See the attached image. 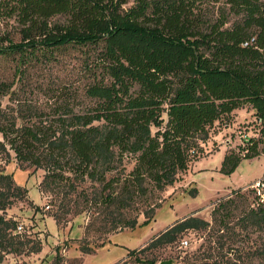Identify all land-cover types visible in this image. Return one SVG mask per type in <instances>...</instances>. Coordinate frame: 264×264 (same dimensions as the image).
Segmentation results:
<instances>
[{
  "label": "trees",
  "instance_id": "16d2710c",
  "mask_svg": "<svg viewBox=\"0 0 264 264\" xmlns=\"http://www.w3.org/2000/svg\"><path fill=\"white\" fill-rule=\"evenodd\" d=\"M69 49L76 71L42 86L30 76ZM0 59L12 63L0 78V155L42 169L37 187L50 203L66 211L78 199L106 231L133 227L138 212L148 220L157 193L235 108L249 110L253 134L223 151L219 171L264 154V0H0ZM260 180V191L233 189L209 220L177 217L113 264H156L143 252L178 243L186 229L208 233L172 264L238 258L226 238L264 232V173ZM25 193L0 167V264L40 249L5 215ZM49 264H61L57 247Z\"/></svg>",
  "mask_w": 264,
  "mask_h": 264
},
{
  "label": "rangeland",
  "instance_id": "374dc122",
  "mask_svg": "<svg viewBox=\"0 0 264 264\" xmlns=\"http://www.w3.org/2000/svg\"><path fill=\"white\" fill-rule=\"evenodd\" d=\"M76 52L69 49L58 56V60L39 68L32 69L30 76L42 86L46 81L54 82L62 75L76 71ZM12 63L9 59H0V78H10ZM5 97L1 98L4 103ZM249 110L244 106L233 109L231 119L224 124L215 126V131L203 145V153L180 173L179 177L157 193L156 205L148 220L138 212L136 224L106 231L101 220L92 218L82 210L84 204L76 199L67 203V210L56 208L48 201L49 195L40 192L37 187L42 169L32 166L18 167L12 156L5 160L0 155V167L10 172L15 183L24 185L26 193L21 199H15L5 209V215L11 216L20 223L30 237L40 240V249L26 254L7 253L2 264H49L55 247L61 257V264H113L123 258L128 248L142 246L149 237L169 224L173 219L185 214H194L209 220L212 205L227 194L232 195L233 189L244 190L254 186L260 191L264 173V154L241 159L230 173L219 171V163L223 151L234 147L245 135L253 134L249 121ZM12 155V154H10ZM130 163H126L129 167ZM258 180L260 182L258 183ZM194 189L193 192L190 189ZM48 206H45V204ZM232 220L239 213L241 202L235 203ZM56 211L57 220L51 216ZM207 229H186L181 234L187 242L163 244L146 249L143 254L155 258L158 262L176 259L178 249H194L205 241ZM238 236L230 234L227 243L240 250L238 258H229L227 264H264V232L246 229ZM228 235V234H227ZM83 247V248H81Z\"/></svg>",
  "mask_w": 264,
  "mask_h": 264
},
{
  "label": "built area",
  "instance_id": "2783aa9c",
  "mask_svg": "<svg viewBox=\"0 0 264 264\" xmlns=\"http://www.w3.org/2000/svg\"><path fill=\"white\" fill-rule=\"evenodd\" d=\"M22 228V226H21V224L20 223H17L16 225H15V229L14 230H20ZM186 242H187V240L185 239V238H181L180 240H179V242H178V245L180 246V245H185L186 244Z\"/></svg>",
  "mask_w": 264,
  "mask_h": 264
},
{
  "label": "water",
  "instance_id": "95a60500",
  "mask_svg": "<svg viewBox=\"0 0 264 264\" xmlns=\"http://www.w3.org/2000/svg\"><path fill=\"white\" fill-rule=\"evenodd\" d=\"M171 260L170 259H162L159 260L156 264H170Z\"/></svg>",
  "mask_w": 264,
  "mask_h": 264
}]
</instances>
